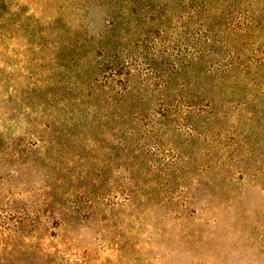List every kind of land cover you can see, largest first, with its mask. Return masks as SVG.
Instances as JSON below:
<instances>
[{
    "label": "rangeland",
    "instance_id": "obj_1",
    "mask_svg": "<svg viewBox=\"0 0 264 264\" xmlns=\"http://www.w3.org/2000/svg\"><path fill=\"white\" fill-rule=\"evenodd\" d=\"M0 264H264V0H0Z\"/></svg>",
    "mask_w": 264,
    "mask_h": 264
},
{
    "label": "trees",
    "instance_id": "obj_2",
    "mask_svg": "<svg viewBox=\"0 0 264 264\" xmlns=\"http://www.w3.org/2000/svg\"><path fill=\"white\" fill-rule=\"evenodd\" d=\"M205 2H207L208 0H204ZM194 15H199L201 13V11L196 7L194 9ZM203 17H205V21H207V23H209L208 21L210 20V18H208L209 16L206 14H203Z\"/></svg>",
    "mask_w": 264,
    "mask_h": 264
}]
</instances>
